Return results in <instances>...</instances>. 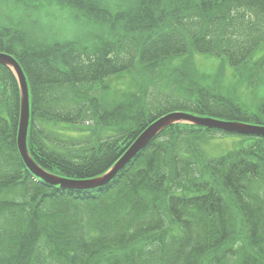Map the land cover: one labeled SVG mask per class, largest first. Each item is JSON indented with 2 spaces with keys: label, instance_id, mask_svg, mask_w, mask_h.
I'll use <instances>...</instances> for the list:
<instances>
[{
  "label": "trees",
  "instance_id": "16d2710c",
  "mask_svg": "<svg viewBox=\"0 0 264 264\" xmlns=\"http://www.w3.org/2000/svg\"><path fill=\"white\" fill-rule=\"evenodd\" d=\"M113 1L14 0L28 22L47 4L71 12L84 29L78 40L57 39L34 19L0 23V52L19 60L31 88L27 141L45 172L97 177L172 111L264 127V55L255 56L264 0ZM194 53L233 67L252 90L250 104L234 87L206 84ZM138 65L158 79L164 72L171 91L163 100L151 99L149 83L123 99L109 92L107 78ZM20 109V86L0 64V172L3 162L13 168L0 183V264H264V137L242 135L238 148L209 156L202 144L220 130L173 124L106 186L66 189L25 164L11 135ZM80 129L91 138L67 132ZM14 217L15 229L2 231Z\"/></svg>",
  "mask_w": 264,
  "mask_h": 264
},
{
  "label": "rangeland",
  "instance_id": "374dc122",
  "mask_svg": "<svg viewBox=\"0 0 264 264\" xmlns=\"http://www.w3.org/2000/svg\"><path fill=\"white\" fill-rule=\"evenodd\" d=\"M112 3L114 1L112 0ZM71 12L61 9L56 5H46L41 10H32L31 11V20L28 22L26 20V12L24 10H20L17 6L13 4V0H0V23L4 25H9L13 27H20L23 25L33 26L32 19L38 20L39 22H35L34 27L38 24L42 25V31L46 33H50L55 35L57 39L60 40H78L79 36L83 32L82 27L78 25L75 21L74 16H71ZM35 17V18H34ZM41 27V26H40ZM195 54V53H194ZM192 54V56L194 55ZM264 55V45L263 48H260L259 51L255 54V56H263ZM221 58L214 55H200L195 54L192 57V64L195 66V70L202 75L203 80L207 84H211L208 80L211 78L210 75H215V81L218 84L225 88L224 90L232 91L230 88L234 87L236 90V94L243 99V102L246 104H250L252 100V90L245 84L239 82L237 78V74H235L234 69L224 60L221 63ZM145 74L148 76V80H145V84H150L151 91V99L154 100H163L165 94L170 91L167 88L169 83L162 79L159 80L156 75L148 73L145 71ZM263 80H264V73ZM136 78L139 76L136 74ZM106 81L110 84L109 92L115 96L116 98H127V96L136 91L133 89L134 87H139L135 84L132 74L126 73L119 77H109ZM212 82V83H214ZM236 84V87H235ZM141 87V86H140ZM264 86L261 87V89ZM142 88V87H141ZM144 89V87H143ZM141 90V89H140ZM87 125L95 128L96 122L92 119H88L86 121ZM69 134L73 136L85 137L90 134L89 130L86 131H67ZM92 132V131H91ZM243 141V136L237 134H229V133H214L211 137L205 142L202 147L205 151L211 156H219L226 153L229 150L238 148Z\"/></svg>",
  "mask_w": 264,
  "mask_h": 264
},
{
  "label": "water",
  "instance_id": "95a60500",
  "mask_svg": "<svg viewBox=\"0 0 264 264\" xmlns=\"http://www.w3.org/2000/svg\"><path fill=\"white\" fill-rule=\"evenodd\" d=\"M0 63L6 64L9 67H13L19 75L20 78V86L21 91L24 92V102H22V113H21V136L19 140L20 151L25 161L29 165V167L39 176H41L46 181L52 182L54 184H60L62 187L65 188H77V189H89L100 187L108 184L121 170L122 166L127 161L132 160L142 149H144L147 144L156 136L158 135L163 129L167 126H170L177 122L188 121L194 124H199L211 128H220L230 132H238L244 134H255L259 136H264V127L259 126H249L240 123H231V122H221L212 119L197 117L187 113H171L166 116L159 118L158 120L154 121L151 125H149L138 137L137 139L127 148L126 152L124 153V157L121 162L117 163L115 166L110 169V171L98 178H94L88 181L83 182H67L61 179H57L54 176H48L39 170L33 161L30 159L28 154H25L27 143V129L29 124V117L30 111L29 107H27V93L25 91L27 86L26 78L21 70V67L16 62V60L6 53H0ZM79 183V184H78Z\"/></svg>",
  "mask_w": 264,
  "mask_h": 264
},
{
  "label": "bare ground",
  "instance_id": "6f19581e",
  "mask_svg": "<svg viewBox=\"0 0 264 264\" xmlns=\"http://www.w3.org/2000/svg\"><path fill=\"white\" fill-rule=\"evenodd\" d=\"M13 58H14V59L16 60V62L19 64V66L21 67V70H22V72H23L25 78L27 79V76H26V74H25V72H24V69H23L21 63L19 62V60H18L15 56H13ZM9 69H10V71L14 74V76H15V78H16V80H17V83H18L19 86H20V78H19V75H17V73H16V71H15V69H14L13 67H9ZM136 85L139 86L138 88L135 87L136 91H139L140 89H142V88H141V87L143 86L142 84L136 83ZM140 86H141V87H140ZM25 91H26V93H27V107H29V111H30L29 124H28V129H27V138H26L27 148H26L25 154H26V155L28 154V156L30 157V159H31V160L33 161V163H34V160H33L32 156H31V153L29 152L28 141H27V140H28V134H29V127H30V124H31V114H32V109H31V107L33 106V103H32V99H33V98H32L31 88H30V85H29L28 81H27V86H26ZM20 94H21V109H20L19 125H17V126L14 125L15 127H17V130L14 131V132H12L11 135L14 136V134H15V138H16V148L19 150V153L21 154L20 146H19V140H20V136H21V126H20V124H21L22 102H24V96H25L24 92L21 91V86H20ZM6 120L8 121V123H10V119H9L8 117H6ZM248 125H249V126H258V125H251V124H248ZM81 126H83V125L81 124ZM147 127H148V126H146L144 129H146ZM259 127H261V126H259ZM79 128H80V127H79ZM3 131H7V130H6V129H3ZM75 131L77 132V131H85V130L80 129V130H75ZM89 132H90V134H88V137H89V139H90L92 133H91L90 130H89ZM9 136H10V135H9ZM86 136H87V135H86ZM86 136H85V137H86ZM82 138H84V137L82 136ZM11 141H13V139H11L9 142H11ZM4 148H5V149H8V146H5ZM124 151H125V150H124ZM124 151L122 152V154L120 155V157H118V158L115 159V161L113 162V165H112V166H115L117 163L121 162V160H122L123 157H124V156H123ZM21 156H22V154H21ZM132 161H133V159L130 160V161H127V162L124 164V166H122L121 170H123L126 166L130 165V163H131ZM25 164L29 167V165L27 164L26 161H25ZM0 166H1V165H0ZM29 168H30V167H29ZM11 170H13V168L10 167L7 163H5V162L2 163V169H1V172H0V183H3V179H5L6 182H8V181L11 180V178H12V172H11ZM33 173H34V175H35L36 177H38L40 180H43V178H42L41 176L37 175L35 172H33ZM107 173H108V170H107L106 172H104V173L98 175V176H103V175H105V174H107ZM98 176H97V177H98ZM67 182H71V181H67ZM74 182H81V180H76V181H74ZM78 184H79V183H78ZM22 207L26 208L25 205H23ZM17 225H18V223H17V219H16V217H14V218L12 219V225L8 226L7 229H5L4 227H1V230L4 231V232H9V231L14 230L15 227H16Z\"/></svg>",
  "mask_w": 264,
  "mask_h": 264
}]
</instances>
